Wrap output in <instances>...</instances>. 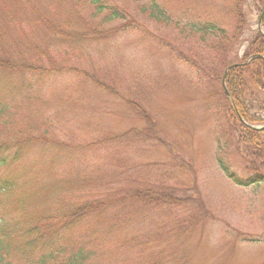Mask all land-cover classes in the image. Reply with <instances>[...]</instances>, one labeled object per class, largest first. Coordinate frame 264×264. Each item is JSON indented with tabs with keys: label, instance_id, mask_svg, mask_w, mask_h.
Listing matches in <instances>:
<instances>
[{
	"label": "rangeland",
	"instance_id": "374dc122",
	"mask_svg": "<svg viewBox=\"0 0 264 264\" xmlns=\"http://www.w3.org/2000/svg\"><path fill=\"white\" fill-rule=\"evenodd\" d=\"M105 1L125 20L87 0H0V57L24 66L0 68V152L12 163L0 178L15 189L0 197V219L104 202L63 242L88 251L86 264H264V185L243 188L221 171L210 82L197 85L183 61L215 58L219 40L191 27L232 36L236 0ZM242 7L248 30L231 59L258 31L257 0ZM240 159L229 157L235 171ZM145 189L188 202L140 210L129 197Z\"/></svg>",
	"mask_w": 264,
	"mask_h": 264
},
{
	"label": "trees",
	"instance_id": "16d2710c",
	"mask_svg": "<svg viewBox=\"0 0 264 264\" xmlns=\"http://www.w3.org/2000/svg\"><path fill=\"white\" fill-rule=\"evenodd\" d=\"M87 1L100 13L107 14L110 20H125L118 6L113 5L112 2ZM135 1L140 2V0ZM257 2L259 7L256 9L261 17L264 13V0H257ZM243 4L244 0H236V7L231 10L236 25L232 36H228L224 29L214 23L208 22L191 27L197 34L210 35L219 40L214 48L216 52L214 59L207 65L205 59H200L199 66L190 63L188 59L183 61L191 67L192 74L194 72L198 81L197 85L210 82L207 101L211 104L216 118L217 163L221 171L235 185L249 188L264 185V130L252 128L264 125V98L257 100L255 92L252 91V88H256L264 93V17L263 33L256 31L243 57L238 60L234 51L232 54L234 60H232L230 54L233 51L231 50L233 45L239 42L248 30ZM163 16L161 11L154 14L155 18ZM18 64L24 68L21 62L13 65L7 56L0 57V68L20 69L16 67ZM229 67L231 69L227 73L228 93H226L221 79ZM217 83L219 88L214 86ZM131 109H134L145 122H150L151 116L140 105L132 103ZM233 152L244 161L240 171H235L229 163V157ZM4 153L0 152V171L12 164L7 161L8 152ZM14 191L10 181L0 178V197L10 195ZM129 198L138 205L140 210H149L150 207V212L157 209L171 211L174 208H182L183 204L188 202V200L175 198L172 194L166 193V190L158 192L155 189L138 191ZM200 204L197 214L202 216L205 209ZM105 207L104 202L101 205L90 204L89 207L85 206L67 213L42 216L38 219L27 218L8 224L4 218L0 219V264H86L89 257L88 251L82 248L74 249L72 245H66L63 242L73 234L79 223Z\"/></svg>",
	"mask_w": 264,
	"mask_h": 264
},
{
	"label": "water",
	"instance_id": "95a60500",
	"mask_svg": "<svg viewBox=\"0 0 264 264\" xmlns=\"http://www.w3.org/2000/svg\"><path fill=\"white\" fill-rule=\"evenodd\" d=\"M262 19H263V16L261 17V19L259 21V25H258V29H259L260 32L262 31L261 30ZM228 71H229V69L226 71V74H225V76L223 78V87H224L225 90H226L225 81H226V75H227ZM254 129H256V130H264V127H262V128H254Z\"/></svg>",
	"mask_w": 264,
	"mask_h": 264
}]
</instances>
